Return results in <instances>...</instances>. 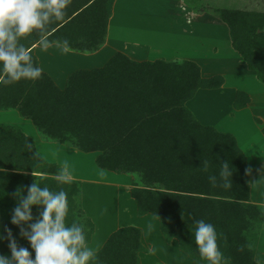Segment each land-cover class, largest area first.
<instances>
[{"label":"trees","instance_id":"obj_1","mask_svg":"<svg viewBox=\"0 0 264 264\" xmlns=\"http://www.w3.org/2000/svg\"><path fill=\"white\" fill-rule=\"evenodd\" d=\"M241 1L239 9L215 6L214 11L227 25L233 49L264 84V0ZM113 2L71 0L63 21L50 16L43 28L17 37L16 50L29 48L33 66H38L33 51L45 41L61 45L67 40L70 51L95 53L105 44ZM4 79L0 74V112L16 111L45 141L96 153L102 170L138 178L129 190L136 213L156 218L167 242L176 241L189 258L209 264L195 244V222L203 219L216 228L222 264H258L255 244H250L255 234H250L264 220V207L250 202L246 157L234 136L201 124L186 106L197 91L221 88V76L203 78L190 61L137 62L116 53L101 68L72 73L63 90L44 72L35 81L7 84ZM248 103V95L237 92L233 109ZM225 163L232 171V187H213L208 177ZM59 168L37 152L30 137L0 125V255L11 258L10 230L17 247L27 248L35 258L23 233L31 234L44 205H30L32 219L12 224L34 183L53 193L67 192L65 226L82 227L90 242L93 225L81 208L80 182L60 183ZM142 252L140 230L121 227L96 251V264H140Z\"/></svg>","mask_w":264,"mask_h":264},{"label":"rangeland","instance_id":"obj_2","mask_svg":"<svg viewBox=\"0 0 264 264\" xmlns=\"http://www.w3.org/2000/svg\"><path fill=\"white\" fill-rule=\"evenodd\" d=\"M242 4L243 2L240 3V0H118L115 18L110 29L109 47L102 52L97 61H94V58L85 59L86 57L70 60L52 53V50L41 52L39 50L42 48L41 44L36 46L33 53L35 56L39 55L43 70L50 69L45 70L48 73L57 71L62 78L74 70L100 67L119 51L132 55V51L137 49L136 46L145 52L143 54L148 62L156 60L167 63L190 61L199 67L200 75L203 78L221 76L224 80L221 91L218 92V89H216L217 92L215 90H199L186 106L202 124L214 125L224 133H232L237 136L241 146L247 151L253 199H260L259 202L264 203V137H261L264 135V84L256 78L245 61L233 49L229 30L213 24V20L216 19L220 26L227 27L215 13L214 10L217 9L215 6H236L239 9ZM203 9L202 16H199L200 18L196 21L194 17L196 12H201ZM185 13L188 15L186 14L184 17ZM212 24L214 28L211 26ZM215 28H222V30ZM173 30L186 34L185 39L171 37L169 32ZM191 47L193 48V55L191 52L186 54V50H190ZM38 66H40L39 61ZM52 73L50 75L56 82H59L58 77L56 78ZM237 92L245 93L249 97V104L241 110L232 108L233 99ZM18 116L14 110L1 111L0 125L20 128L21 118ZM23 122H26L27 127H31L29 130L23 129L27 136L29 135L28 137H33L37 140L36 143L40 139L43 140L30 121ZM65 146V150L60 151L62 156L60 155L61 157L58 156L55 159L61 162L58 164L60 167L65 164L68 165L71 177L86 181L82 184L80 180L72 179L80 182V204L83 212L85 210L84 214L86 212L90 214L93 208L102 207V211H98L99 215L107 214V218L111 219V223L105 227L107 224L104 217L102 225L98 224L99 230L95 228L96 225L92 221L93 234L90 248L95 251L99 249L105 242L107 229L115 227L120 221L121 227L128 225L139 228L140 226L143 229L142 246L144 252L139 254L140 264H200L181 252L176 241L167 242L165 240L157 219L153 222L150 220H145V223L143 220L140 222L141 216L135 212V204L132 198L130 199V206L132 208L134 206V208L130 212L128 204L130 197L127 195V188L121 187L120 194L117 196L106 186L109 185L107 182H113L112 179L116 176L127 177L131 185L130 190L132 181H137L138 178L128 174L102 170L95 163L94 153H81L67 145ZM40 149L39 146L37 152L42 153ZM46 157L54 159L52 156ZM52 163L54 162L52 161ZM109 176L114 177L109 178ZM121 182L122 180H118L116 183ZM149 218L153 219L152 216ZM263 229L264 220L260 227L257 225L250 234H255V238L250 236V244L251 246L255 244V254L258 256L255 261L258 264H264V237L261 241V251L258 254L256 252V247L260 245V243L257 245L259 235ZM223 264H228V262Z\"/></svg>","mask_w":264,"mask_h":264},{"label":"clouds","instance_id":"obj_3","mask_svg":"<svg viewBox=\"0 0 264 264\" xmlns=\"http://www.w3.org/2000/svg\"><path fill=\"white\" fill-rule=\"evenodd\" d=\"M71 0H0V74H5L3 83L11 84L21 80L35 81L42 77L40 66H33V56L29 48L16 50L17 37L31 34L34 29L43 28L44 21L50 16L55 21H63ZM46 9V11H41ZM50 42L41 44L47 48ZM60 43V42H58ZM64 51L69 50V42L61 44ZM204 171H208L209 162H203ZM232 171L227 163L220 166L217 175L208 177L209 183L224 188L232 187ZM57 180L62 184L72 182L68 165L59 168ZM43 204L41 219L31 225V234L23 233L34 250L35 258L27 248L17 247L11 239L9 247L11 258L0 255V264H96V252L88 247L82 227L73 224L65 226V217L69 211L68 194L65 191L53 193L47 187L38 184L29 187L28 196L18 207L12 218V224L19 225L32 219L29 206ZM195 244L201 259L209 264H222L223 253L217 244V231L212 223L203 219L195 222ZM4 237L0 235V240Z\"/></svg>","mask_w":264,"mask_h":264},{"label":"crops","instance_id":"obj_4","mask_svg":"<svg viewBox=\"0 0 264 264\" xmlns=\"http://www.w3.org/2000/svg\"><path fill=\"white\" fill-rule=\"evenodd\" d=\"M117 6H118V0H114V2H113V5H112V9H111V16H110V18H109V21H108V25H107V36H106V41H105V44L101 47V49L99 50V51H97V52H95V53H92V54H81V53H77V52H73V51H70V50H68V51H64L63 50V48H62V46L61 45H58V44H51V45H48V47L45 49V48H40L39 50L42 52V51H44V52H49V51H51L52 50V53H54V54H59V55H61V57H66V58H68V59H70V60H77L78 58H83V57H86L85 59H88L89 60V58H94L93 60L94 61H97L98 59H100V57H101V54H102V52L104 51V50H107L108 49V45L110 44V41H111V38H110V29H111V27H112V25H113V21H114V18H115V11H116V8H117ZM176 14V13H175ZM187 13H185L184 14V17H185V15H186ZM204 14V13H203ZM188 15V14H187ZM199 16H202V13L201 14H198V15H196L195 14V20L197 21L200 17ZM187 18V17H186ZM190 18V17H189ZM191 19V18H190ZM194 20V19H193ZM180 22H182V20H179ZM216 24V26L218 27L219 26V28L220 27H222V28H226V30H228L227 29V27L226 26H220V24H219V21H217L216 19H214L213 20V24ZM221 23V22H220ZM185 24H186V19H185ZM213 24L211 25L212 27H213ZM223 24V23H222ZM225 25V24H224ZM159 28H162V27H159ZM214 28V27H213ZM219 28H215L216 30H222V28L221 29H219ZM195 29H197V28H195ZM164 33V32H163ZM225 34L227 35V32L225 31ZM169 35L171 36V37H174V38H177V39H185V35L186 34H184L183 32H181V33H178V32H175L174 30L173 31H170L169 32ZM167 42H169L170 43V41H167ZM172 42V41H171ZM187 45V44H186ZM137 47V49H135L134 51H132V55H128V54H125V53H123V52H116V53H122V54H124V55H126L127 57H129V58H131V59H133V60H135V61H148L147 60V58L144 56V54L143 53H145V52H143L142 50H140V48L138 47V46H136ZM36 48V47H35ZM38 50V49H37ZM191 50V51H190ZM190 50H186V54H188L189 52H191V54L193 55V48L191 47V49ZM180 51H181V49H180ZM115 53V54H116ZM51 54V53H50ZM114 54V55H115ZM136 57L137 59H135L134 57ZM143 56V57H142ZM36 58L38 59V61H39V63H40V67L41 68H43L42 67V63H41V59H40V57H39V55H37L36 56ZM111 58V57H110ZM109 58V59H110ZM108 59V60H109ZM190 59H192V58H190ZM196 59H197V57H196ZM107 60V61H108ZM106 61V62H107ZM106 62H104V64L106 63ZM104 64L102 65V66H104ZM102 66H100V67H96V68H101ZM91 69H95L94 67L93 68H90V69H86V70H91ZM43 70V69H42ZM45 70H50V69H48V68H46ZM45 70H43L44 71V73H46L52 80H53V82L55 83V85L60 89V90H63L64 88H65V84H66V80H67V78L72 74V73H74L75 71H78V70H74V71H72L70 74H68V75H66V76H64L63 78L61 77V75L57 72V71H53V73L52 72H47V71H45ZM50 73H52V74H54V76L57 78L58 77V79H59V82H56L55 81V79L50 75ZM221 89H223V87H221V88H219L218 89V92L219 91H221ZM215 92H217V90H215ZM194 98V97H193ZM234 100V99H233ZM192 101V100H191ZM190 102V101H189ZM249 104V103H248ZM186 105H188V104H186ZM232 108H233V103H232ZM234 111V110H233ZM192 112V111H191ZM19 117V116H18ZM20 118V117H19ZM23 121H27V120H25V119H22L21 118V120H20V124H21V127L19 128H17V127H15V128H17L18 130H20L22 133H24L26 136H27V134H26V132H24V128L26 129V130H29L31 127H27V124H26V122H23ZM201 123V122H200ZM202 124V123H201ZM26 125V126H25ZM203 125H205V124H203ZM10 126V125H9ZM209 126H212V127H214L216 130H218L219 132H222L220 129H218V128H216L214 125H209ZM14 127V126H13ZM258 130H259V128H258ZM37 133V132H36ZM224 133V132H223ZM232 136H234V138H235V140H236V142H237V145H238V147L240 148V150L243 152V154L245 155V157H246V160H247V169H248V175H249V186H250V202H251V204H254V205H259V206H262V207H264V203H260L259 201H260V199H253V196H252V185H251V171H250V168H249V162H248V158H247V151H246V149L245 148H243V146H241V143H240V141L238 140V138H237V136L235 135V134H232V133H230ZM29 136V135H28ZM261 137H264V135L263 136H261ZM32 140H33V142H34V144H35V147H36V150H37V148L40 146L41 147V149H40V152H42V153H39L44 159H46L47 161H53L54 163H56L57 165L59 164V163H61L60 161L58 162V160L57 159H55L56 157H58V156H60L61 154H60V151L61 150H65V148H64V146L65 145H62V144H58V143H51V142H46L45 140L43 141V140H41L40 139V137H38V139H40V141H38L37 143H36V141L37 140H35L33 137H30ZM242 143H243V141H242ZM66 147V146H65ZM44 150H45V152H44ZM38 151V150H37ZM246 152V153H245ZM46 156H52L54 159H52L51 157L50 158H48V157H46ZM86 154H89V153H86ZM95 154V157L97 156L96 155V153H94ZM62 156V155H61ZM60 156V157H61ZM255 164V163H254ZM260 164V163H259ZM109 172V171H108ZM114 177V176H113ZM113 177H111V176H109V178H113ZM108 178V177H107ZM72 179H74V180H80L81 182H82V184L83 183H85L86 181L84 180V179H81V178H77V177H72ZM117 179V180H116ZM113 182H107L109 185H106L107 187H109V188H107L108 190H110L111 192H113V194H116L117 196L120 194V188L121 187H124V188H127L128 189V192H127V195L130 197V198H128L129 200H128V204H129V206L131 205L130 204V199H131V196H130V192H129V188H130V183H129V180L127 179V177L125 178V177H120V176H116V177H114L113 179ZM118 180H122V182L121 183H116ZM124 180V181H123ZM255 201V202H254ZM134 202V201H133ZM259 204H258V203ZM135 204V203H134ZM133 204V205H134ZM262 204V205H261ZM130 208V212H132V210H133V208H134V206H133V208L130 206L129 207ZM98 209V210H97ZM93 208L92 209V211L90 212V214H88L87 212H86V216L91 220V221H94V223H95V225H96V229H98L99 228V226H98V224H101L102 225V223L104 222V217H105V221H106V224L107 225H105V227L106 226H108L110 223H111V219H109V218H107V214H103V216L101 215H99V212H101L102 210V207L101 208ZM134 210H135V212H136V207L134 208ZM99 211V212H98ZM84 212H85V210H84ZM121 215V214H120ZM131 215H132V213H131ZM133 215H134V211H133ZM151 215H149V216H144V217H141V219L139 220L140 222H141V220H143V223H145V220L146 221H155V219L156 218H154L153 216V219L152 218H149ZM98 218V219H97ZM120 222V221H119ZM119 222L115 225V227H107V228H109V229H107L108 230V233L105 235L106 237H105V240L109 237V235H110V232H112V230L113 229H115V230H117V229H119V228H121V225L119 224ZM154 224H155V222H154ZM128 226V225H127ZM139 226V225H138ZM123 227H125V226H123ZM133 227H135V226H133ZM136 228H138V227H136ZM139 230H140V232H141V244L143 243V240H142V238H143V229H141V227L139 226V228H138ZM99 230V229H98ZM114 230V231H115ZM113 231V232H114ZM112 232V233H113ZM264 235V229L261 231V233H260V235H259V239H258V243H257V245L260 243V245H258V247H256V252H257V254H258V252H260L261 250V244H262V240H263V236ZM91 241V240H90ZM88 245V247H89V245H90V242L87 244ZM103 245V244H102ZM176 245H177V243H176ZM101 248V247H100ZM99 248V249H100ZM173 248H175V247H173ZM99 249H97L96 251H98ZM262 250H263V248H262ZM95 251V252H96ZM257 255L255 254V258L257 259Z\"/></svg>","mask_w":264,"mask_h":264}]
</instances>
